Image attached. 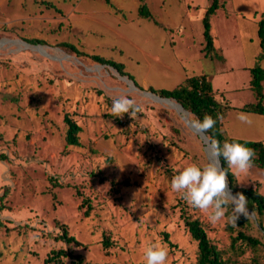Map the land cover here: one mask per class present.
<instances>
[{"label": "rangeland", "instance_id": "rangeland-1", "mask_svg": "<svg viewBox=\"0 0 264 264\" xmlns=\"http://www.w3.org/2000/svg\"><path fill=\"white\" fill-rule=\"evenodd\" d=\"M108 1L0 0V264H51L46 260L57 251L64 252L60 264H79L76 256L84 264H146L152 244L168 248L166 264H196L184 217L201 223L222 259L264 264V233L254 218L243 227L211 223L172 191V177L185 167L212 164L211 149L206 154L192 130V114L148 90L217 71L200 51L210 0H142L151 19L137 15L140 0ZM218 2L209 30L227 71L216 76L214 87L222 85L216 98L241 107L254 102L241 65L264 68L257 36L264 0ZM61 42L122 63L137 86ZM121 95L140 108L136 119L109 114ZM240 112L226 114L224 138L264 145V116L247 113L249 125L237 119ZM64 114L80 126V146L65 144ZM231 172L239 187L258 183L264 196L263 169ZM62 226L78 245L60 239ZM239 231L260 246L237 241L233 249Z\"/></svg>", "mask_w": 264, "mask_h": 264}, {"label": "trees", "instance_id": "trees-1", "mask_svg": "<svg viewBox=\"0 0 264 264\" xmlns=\"http://www.w3.org/2000/svg\"><path fill=\"white\" fill-rule=\"evenodd\" d=\"M106 3H109L108 0H105ZM141 3L137 8V15L139 17L151 19L152 15L147 8L146 4L140 0ZM218 0H210L208 7L205 9L202 22V37H203V45L201 48V52L204 57L213 58L220 57L214 51L213 41L210 35V16L214 14V12L221 7ZM257 36L259 38V46L261 52L264 50V11L261 12L260 20L257 22ZM30 43H43L41 40L32 39L29 40ZM59 46L71 53H74L77 56H87L93 62L98 64H104L112 67L116 70L120 75L127 76L130 80L134 82L131 75L128 74L122 63H118L112 59L104 58L97 54H85L77 49V47L68 42H61ZM215 55V56H214ZM262 57V54H260ZM249 88L251 89L254 95V102L247 103L238 108L239 111L246 113H255L264 116V94L262 93L263 81H264V68L259 66H254L249 68ZM137 86V84L134 82ZM152 93H156L162 98L172 99L177 104L181 105L182 109L185 112L192 114L195 118L203 120L205 115H210L213 119H216L217 114L220 116H224L225 112L232 108L230 107L224 100H218L212 91L211 83L206 75H196L187 77L180 84L175 86L172 89H154L151 86L148 87ZM63 124L65 126V134L64 141L68 146H80L79 142V133L81 132L80 126L69 117L68 114L63 115ZM204 135L208 138L209 142L211 139H215L220 142L221 146L224 142L229 143H241L246 147L251 148L255 155L253 158V167L260 168L264 170V145L262 141L256 140H246L239 139L233 137L224 138L221 129V120H216L215 126L210 129L208 132H203ZM217 160V159H216ZM220 166L223 170L227 172V180L228 187L232 190L234 194L242 193L248 200V209L254 215V221L260 229L264 233V196L258 191L256 183V187H239L237 185L236 179L229 169L227 162L221 156L219 159ZM217 160V161H218ZM79 194V192H76ZM86 199H83L82 202L87 205V209L90 208V205L86 202ZM231 206H229V212L231 211ZM249 216L245 219L243 216L239 218L237 221V225L244 226L249 222ZM184 227L188 231L192 240L196 242L197 249V257L196 264H234L227 259L224 260L221 258V253L216 249V247L211 244L207 235L205 233L204 228L201 223L197 219H191L190 217L183 218ZM60 239L65 243H74L78 245V241L75 240L73 236H69L66 229L62 226V232L60 235ZM165 241H169L167 238V234L164 233ZM237 241L243 242L245 245L257 248L260 246V241L248 234L243 232H237L236 236L232 240V248L236 249ZM102 244L104 249L110 246L109 239L104 237L102 239ZM64 255V252L57 251L52 253V255L46 260L47 263L51 264H60V257ZM76 260L79 264L82 263V260L79 256H76ZM249 264H260L257 262H250Z\"/></svg>", "mask_w": 264, "mask_h": 264}, {"label": "clouds", "instance_id": "clouds-1", "mask_svg": "<svg viewBox=\"0 0 264 264\" xmlns=\"http://www.w3.org/2000/svg\"><path fill=\"white\" fill-rule=\"evenodd\" d=\"M137 113H140V108L136 102L121 95L113 99L109 114L121 119L124 114H128L134 120ZM222 119L219 114L216 119L205 115L202 121L193 117L190 123L198 132H208L215 126L216 120ZM237 119L245 124L252 123L249 114L244 112L238 113ZM210 147L212 156L217 160L222 156L234 174H246L253 166L254 151L241 143L224 142L221 146L219 141L211 139ZM170 187L191 206L207 213L211 223L226 220L227 225L237 227V221L241 216L247 219L250 215L245 195L231 192L227 172L215 164L203 168L196 164L185 167L178 175L172 177ZM229 206L232 209L230 214ZM168 255L169 250L166 246L152 244L145 252L146 264H166Z\"/></svg>", "mask_w": 264, "mask_h": 264}, {"label": "crops", "instance_id": "crops-1", "mask_svg": "<svg viewBox=\"0 0 264 264\" xmlns=\"http://www.w3.org/2000/svg\"><path fill=\"white\" fill-rule=\"evenodd\" d=\"M218 9H219V8H218ZM218 9L214 12V14L218 11ZM214 14H212L211 16H214ZM212 41H213V48H214V51L217 53L218 56H220V57H213V58H210V59H213V60L216 61V63H217V71H214V72H212V73L209 74V75L206 74V73H201V74H194V75H191V76L202 75V74L206 75V77L209 79V81H210V83H211V87H212V91H213V93H214V96L220 98V97H221V92H222V91H219V88H222V85H219V86H221V87L216 88V87H214V82L216 81V76L221 75L222 72H226V71H227V68H225V67L222 66V65H225V64H223V63H225L226 59L224 58V56H223L222 54H220V53L218 52V49H219V48H218V46L216 45L215 41H214L213 39H212ZM201 48H202V47H201ZM201 48H200V49H201ZM214 56H215V55H214ZM241 68L244 69V70H247V72H248L247 81H248V86H249V80H250V76H249V68H248V67H245V66H242V65H241ZM187 77H190V76H186L185 79H186ZM185 79H181V81H178L177 85L180 84V83H181L183 80H185ZM217 80H218V79H217ZM177 85H176V86H177ZM173 88H174V87H173ZM171 89H172V88H171ZM228 105H229V104H228ZM229 106L232 107V108L228 109V110L225 112V114H224V116H223V119L221 120V127H222L223 120L226 119V114L228 113V111H230L231 109H237V110H238V108H240V107H238V106H231V105H229ZM244 113H246V112H244ZM252 114H255V113H252ZM233 138H236V137H233ZM239 139H241V138H239Z\"/></svg>", "mask_w": 264, "mask_h": 264}, {"label": "bare ground", "instance_id": "bare-ground-1", "mask_svg": "<svg viewBox=\"0 0 264 264\" xmlns=\"http://www.w3.org/2000/svg\"><path fill=\"white\" fill-rule=\"evenodd\" d=\"M132 88H134L133 86H132ZM146 96H148V97H152V98H154V96H152L151 94H145ZM165 102H168V103H172V102H170V101H168V100H164ZM180 109H181V107L178 105V104H176ZM182 110V109H181ZM183 113L184 114H187V113H185L184 111H183ZM190 125H191V123H189ZM196 134H198L199 132L196 130V129H192ZM211 149V147L210 146H208L207 144H206V147H205V152H206V154H207V150L208 149ZM208 156V155H207ZM211 160H212V164H215L217 167H218V161L216 160V158H214L212 155H211Z\"/></svg>", "mask_w": 264, "mask_h": 264}, {"label": "water", "instance_id": "water-1", "mask_svg": "<svg viewBox=\"0 0 264 264\" xmlns=\"http://www.w3.org/2000/svg\"><path fill=\"white\" fill-rule=\"evenodd\" d=\"M148 94V93H147ZM165 100H168V99H166L165 98ZM179 105V104H178ZM180 107H181V105H179ZM181 109H182V107H181ZM183 110V109H182ZM198 136H199V138L200 139H202L203 140V142L205 143V147H206V144L208 145V146H210V142H209V140H208V138L204 135V133L203 132H199L198 133ZM218 168H221V166H220V162H219V160H218ZM231 190V189H230ZM231 192H232V190H231ZM233 193V192H232ZM234 194V193H233ZM249 213H250V217L251 218H254V215L252 214V212L249 210ZM257 226V225H256ZM258 227V226H257Z\"/></svg>", "mask_w": 264, "mask_h": 264}]
</instances>
